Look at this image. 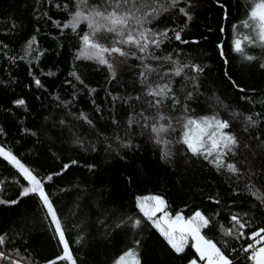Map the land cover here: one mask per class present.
Returning <instances> with one entry per match:
<instances>
[{
	"label": "trees",
	"instance_id": "trees-1",
	"mask_svg": "<svg viewBox=\"0 0 264 264\" xmlns=\"http://www.w3.org/2000/svg\"><path fill=\"white\" fill-rule=\"evenodd\" d=\"M77 3L0 0V148L41 180L72 257L57 259L64 243L47 208L37 194L20 196L27 182L0 156V200L17 201L0 203L5 237L0 251L9 257L0 264H113L128 249L136 250L139 264H189L196 258L190 242L175 253L137 206V198L148 196L161 197L170 217L191 219L199 211L210 221L200 233L233 264H252L242 248L252 243L246 239L252 232L264 228V43L248 35L242 23L253 0H179L174 7L158 0L157 6L169 10L143 27L167 30L168 37H156L160 47L143 54L129 45L117 46L135 56L105 53L115 77L107 65L81 54V37L91 32L87 21L75 32L63 27ZM103 4L86 0L80 10L87 14ZM92 39L109 46L119 37L101 32ZM236 40L243 52L235 50ZM169 55L170 61L152 58ZM177 67L183 68L179 76ZM166 83L167 96L147 95L149 86ZM154 99L162 102L150 107ZM173 99L180 103L173 106ZM158 115L172 123L161 143L150 130L155 120L144 119ZM214 115L229 122L224 131L238 140L233 153L223 157L225 165L239 169L235 174L217 166L215 153L196 155L183 143L188 117Z\"/></svg>",
	"mask_w": 264,
	"mask_h": 264
},
{
	"label": "snow or ice",
	"instance_id": "snow-or-ice-1",
	"mask_svg": "<svg viewBox=\"0 0 264 264\" xmlns=\"http://www.w3.org/2000/svg\"><path fill=\"white\" fill-rule=\"evenodd\" d=\"M178 2L179 0H170V6L174 7ZM85 4L86 0H78L77 11L72 14V20L69 23L64 24L63 27L71 28L72 31L75 32L77 26L82 20L87 21L91 32L85 33L81 37L85 46L84 49L81 50V54L85 55L88 59L97 60L98 63L102 65H107L113 77H115L116 73L113 69V64L105 57V53L109 56L117 54L118 56L125 58L129 55L135 56V51L128 52L122 47L117 46L129 45L138 50L139 53L143 54L148 51L150 46H155L156 48L160 47L162 39H156V37H168L167 30L162 32H153L151 29L143 27L145 23L150 22V19L155 18L161 12H167L169 10L168 6L163 4H159V6H157L158 0H104V4L102 6L91 7L87 14L80 10L81 6ZM179 11L187 16L188 19H191L190 15L184 8H180ZM242 23L245 28L253 29V31L256 32L258 39L264 43V0H253L248 19L244 20ZM101 32L114 33L117 37H119V39H114L109 46H105L104 44L98 43L92 39V37H95ZM174 38L177 41L181 40V34L179 31L175 32ZM244 39L251 41L252 37L246 36ZM34 42L35 37L28 42L29 48H31V45ZM235 50L237 52H243L240 40L235 41ZM78 58L80 57L78 56ZM152 58L169 61L172 59L170 55L163 58L157 56H153ZM247 59L252 60L254 57L249 55L247 56ZM145 67H147V65H145ZM184 67L188 66L185 65ZM192 70L196 72L203 71L199 65H192ZM182 71L183 68L177 67L175 75L179 76ZM49 74L51 75V73ZM73 75H75V73H73ZM144 75V73H141V76ZM77 79H79V77H77ZM35 83L38 87L41 86L39 80H36ZM170 92L171 88L166 83L158 85L155 89L149 86L147 95L154 98H162L167 96ZM191 95L192 93L189 92L187 97L191 98ZM161 102V99H154V101L149 102V106H158ZM15 103L17 105H23L25 102L23 100H17ZM178 103H180L179 100L173 99V106ZM81 115L83 117V114ZM83 118L86 119V117ZM144 119L155 120V122L150 125V130L156 134V142L161 143L162 134L167 133L172 128L171 120L163 115H158L155 118L144 117ZM246 119L253 125L256 123L252 116H248ZM160 121H167V123H159ZM89 123L91 122L89 121ZM129 123H132L131 119L129 120ZM229 127L230 124L228 121L221 120L215 115L204 116L199 119H192L191 117H188L186 123H184L186 131L183 133V143L187 145L188 150L196 155L206 154L207 156H213L215 153L214 162L217 166H226L229 172L235 174L239 171L235 164L227 163L225 165L223 160V157L233 153V149L238 145L236 136L230 132L224 131ZM0 156H3L4 159L13 163L14 166L22 173L24 178L29 182L30 186L23 187L20 196L23 197L28 196L29 194H37L43 205L47 208L48 214L51 216L52 223L55 225V230L59 233L60 241L64 243V255L58 257L57 259L71 260L72 257L68 249V244L64 241V233L61 227V222L57 217L56 211L48 194L44 190L41 180H39L37 176L25 167V165H23L14 155L10 152H6L3 148H0ZM73 163H75V161H73ZM64 168L67 169L68 165H65ZM47 179L51 180L52 177L49 176ZM145 200L157 201V207L155 209H146L144 205ZM0 203L14 204L17 203V201L0 200ZM164 203V200L159 196L137 198V206L149 219H152V216L155 215V211L162 210ZM182 219L183 218L177 214L175 220L171 221L166 229L160 228L159 223L154 222L156 227L160 230L161 235L175 253L180 254L184 251V245L186 243L185 238L186 236L191 235L196 241V243L193 244V247L198 253L199 261H204L205 264H233V261L229 259V257L226 256L213 241L208 240L201 235V228L209 225L210 221L208 218L197 211L191 219L180 223ZM232 220L235 224L239 225L240 228L245 227L244 224L240 223L238 217L233 216ZM135 223L136 225H139L140 221L136 220ZM224 231L226 235L232 234V229H226ZM177 233H179L178 236L176 235ZM261 233H264V228L252 232L246 238L251 240L252 243H248L242 248L243 252L248 253L247 259L252 262V264H264V235H261ZM239 235L244 237L243 232H240ZM4 242L5 237L0 235V245H3ZM0 260H9V257L3 251H0ZM10 264H18V262L11 260ZM49 264H55V261H50ZM73 264H75L74 261ZM115 264H139L136 250L128 249L117 259ZM190 264H198V260L193 259L190 261Z\"/></svg>",
	"mask_w": 264,
	"mask_h": 264
},
{
	"label": "rangeland",
	"instance_id": "rangeland-1",
	"mask_svg": "<svg viewBox=\"0 0 264 264\" xmlns=\"http://www.w3.org/2000/svg\"><path fill=\"white\" fill-rule=\"evenodd\" d=\"M246 29H248V32H247V34L248 35H253V33H254V35L256 36V38L258 39V37H257V34H256V32H254L253 31V29H251V28H246ZM259 40V39H258ZM7 152V151H6ZM2 158H4L3 156H1ZM6 160V159H5ZM8 161V160H7ZM9 162V161H8ZM10 163V162H9ZM21 175H22V173L18 170V168L17 167H15L14 166V164L13 163H10ZM23 176V175H22ZM24 177V176H23ZM26 180V179H25ZM26 182H27V186H30L29 185V182L26 180ZM148 197H153V196H148ZM144 198V197H143ZM144 205H145V208L146 209H155L156 207H157V201H154V200H145L144 201ZM140 209V208H139ZM144 214V213H143ZM180 215V214H179ZM181 216V215H180ZM175 217H176V215H174V216H172V217H170V216H168L166 213H164L163 212V206H162V210H159V211H155V215H153L152 216V219H150L151 220V222L153 223V225L155 226V228L159 231V233L161 234V232H160V230L156 227V224L154 223V222H158L159 223V225H160V228H167V226H168V224L171 222V221H174L175 220ZM182 217V216H181ZM148 218V217H147ZM183 218V217H182ZM149 219V218H148ZM187 220H189V219H185V218H183L182 219V221L180 222V223H183L184 221H187ZM177 236L179 235V233H177L176 234ZM202 235V234H201ZM60 238V237H59ZM186 241H189L190 242V244H191V247L193 248V250L195 251V254H196V260H198V264H205V262L204 261H199V256H198V253L196 252V250H195V248L193 247V244H195L196 243V241L192 238V236L191 235H188V236H186ZM257 247H259V246H257ZM63 249H64V245H63ZM117 261V260H116ZM115 261V262H116ZM115 262L113 263V264H115ZM190 264V263H189Z\"/></svg>",
	"mask_w": 264,
	"mask_h": 264
}]
</instances>
